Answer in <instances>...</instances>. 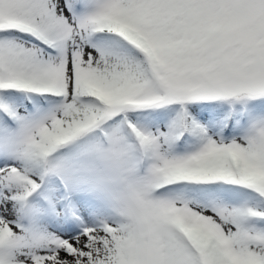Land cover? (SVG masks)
I'll list each match as a JSON object with an SVG mask.
<instances>
[{"label":"snow or ice","instance_id":"1","mask_svg":"<svg viewBox=\"0 0 264 264\" xmlns=\"http://www.w3.org/2000/svg\"><path fill=\"white\" fill-rule=\"evenodd\" d=\"M0 264H264V0H0Z\"/></svg>","mask_w":264,"mask_h":264}]
</instances>
